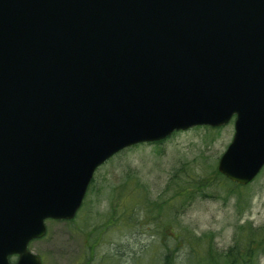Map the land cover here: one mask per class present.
Instances as JSON below:
<instances>
[{
	"label": "water",
	"instance_id": "water-1",
	"mask_svg": "<svg viewBox=\"0 0 264 264\" xmlns=\"http://www.w3.org/2000/svg\"><path fill=\"white\" fill-rule=\"evenodd\" d=\"M234 117L218 171L264 166V0H0V264L71 220L117 152Z\"/></svg>",
	"mask_w": 264,
	"mask_h": 264
},
{
	"label": "rangeland",
	"instance_id": "rangeland-1",
	"mask_svg": "<svg viewBox=\"0 0 264 264\" xmlns=\"http://www.w3.org/2000/svg\"><path fill=\"white\" fill-rule=\"evenodd\" d=\"M215 129L177 132L161 145H137L113 157L96 171L74 220L47 221L46 236L29 244V250L42 264H160L165 248H174L176 233L186 241L196 238L212 246L220 258L217 264H231L228 254L235 245L241 251L251 248V264H264V167L249 184L235 185L236 193L231 194L233 184L220 180L213 170L232 139L233 120ZM191 181L205 186L174 217L166 206L173 182L191 185ZM137 189L146 202L164 206L160 221L165 227L173 218L166 231L162 226L160 234L155 233L152 223L157 212H140L143 202L133 209V222L126 226ZM240 228H247L248 235ZM253 234L256 240L251 246L248 238ZM177 254V264L193 256L185 258L182 249Z\"/></svg>",
	"mask_w": 264,
	"mask_h": 264
},
{
	"label": "trees",
	"instance_id": "trees-1",
	"mask_svg": "<svg viewBox=\"0 0 264 264\" xmlns=\"http://www.w3.org/2000/svg\"><path fill=\"white\" fill-rule=\"evenodd\" d=\"M206 128L210 130H216V129L209 128V127H206ZM161 143L163 142H159L158 144H161ZM213 173H216L217 175H219L221 177L220 180H224L225 182H227V180L224 177H222V175L219 174L216 168L213 170ZM172 181H176V180L173 179ZM169 182L171 181H168V183ZM185 182H183V184L173 182L175 186L174 189L172 190L173 194L170 198L166 199V202H167L166 206L168 209L170 208V211H172L173 214H175L174 217L177 214L179 215V213L183 211L182 208L186 205V203L195 197L196 192L201 190L202 186H205L202 183L199 185H196L197 182H193V181H191V185H187ZM198 182L200 183V181ZM232 186L233 187L230 188L231 194L236 193V190L234 189L235 185L233 184ZM135 192H136V195L131 196V199H133L135 203L133 202L134 205H130V207L127 210L128 215H127L126 222L128 224H126V226L128 227L129 223L133 222L132 221L133 209L134 208L139 209L141 202H143L142 203L143 206L140 212L144 213V212H149L151 210L154 212H157L156 213L157 217H155V221L152 223L156 227L155 233L159 235L160 228L162 226L164 227L166 231L167 229L166 227L168 226L170 227L171 222H173V218L171 222L165 219V221H168V224H166V227L164 223L160 221V217L165 216L164 215L165 213H162L164 206L158 207V204L154 205V202H150V201L146 202V196L144 193H142V190L137 189ZM199 195H203V191H200ZM144 201H145V204H144ZM152 205L154 206L152 207ZM240 231L242 233H246L247 235L249 232L247 228H240ZM248 239H249L248 244L252 246L253 244L252 242L256 240V236L253 234ZM179 243H181L180 246H179ZM239 248L237 245H235V247H233L231 249V252L228 254V256L230 257L231 264H234L236 261H241L242 264H251V262L253 261V254H252L251 248H249V246H245L244 251H241ZM165 249H166V253L165 255H162V258H161L162 261H160V264H177L176 259L178 258V254H177L178 249H182V251L185 252V255H184L185 258L189 254L193 255L192 258H189L188 260H186L184 264H186L188 261H191L192 264H217V262L220 261V258L218 257L217 252L214 250V248H212V246H204L202 245V240L197 241L196 238L193 240L186 241L184 237H181L179 234L176 235V233H175V238H174V248L170 249L169 247H166ZM89 258H90V255H89Z\"/></svg>",
	"mask_w": 264,
	"mask_h": 264
}]
</instances>
